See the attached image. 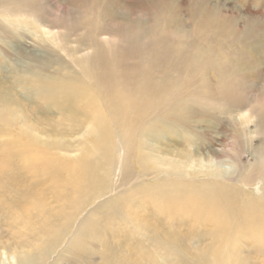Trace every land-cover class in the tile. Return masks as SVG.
<instances>
[{
	"label": "bare ground",
	"instance_id": "bare-ground-1",
	"mask_svg": "<svg viewBox=\"0 0 264 264\" xmlns=\"http://www.w3.org/2000/svg\"><path fill=\"white\" fill-rule=\"evenodd\" d=\"M12 3L0 2V21L11 27L27 26L28 15L22 3ZM32 27L40 28L36 20ZM101 39L106 41L97 42L101 49L93 58L81 61L79 74L42 76L34 72L18 74L14 85L0 83V133L3 130L9 137L0 146L1 160L7 167H0V264H103L92 260L95 243L107 235L125 239L128 233L141 230L152 231L153 237L147 240L151 243L158 235V224L139 215L146 210L138 213L137 205L127 203L141 193L142 187L160 198L159 205H148L159 215L170 214L166 202L168 190L174 187L183 188L176 198H190L185 200L190 201L188 208L216 207L215 224L203 226L213 234L203 247L215 248L210 254L205 251L203 260L194 261L198 255H191L185 264H230L219 258L228 259L233 245L217 250L247 232V224L264 238V146L254 162L260 166L248 169L239 159L226 165L196 157L190 139L187 149L167 150L158 137H187L192 118L189 101L195 104L189 99L192 93L183 92L180 82L176 92L188 98L178 95L168 103L164 94L169 82L165 78L161 84L152 78H123L114 69L101 72L95 65L103 59L102 47L116 44ZM18 93L32 96L35 104L27 105ZM204 106L201 108L207 110ZM257 106V111L252 112L251 107L237 111L240 118L246 117L241 124L244 129L261 115L258 121L264 122V106ZM13 128L15 137L10 133ZM259 128L256 122L255 130L249 131L257 134ZM90 134L95 138L87 141ZM240 155L236 151V156ZM119 165L123 177L116 180ZM132 165L138 168L134 173L130 171ZM203 175L212 180L200 181ZM156 176L160 183L150 186L149 180ZM223 179L232 183L243 179L248 185L261 180L263 185L254 197L235 183L225 184ZM202 187L209 188L212 200L203 196L207 191ZM236 194L256 205L240 206L242 199L232 200ZM196 217L202 218L199 214ZM162 235L160 243L155 244V255L163 264H184L183 259L172 261L171 257L180 255L175 243H182L185 237H172L171 228ZM163 243L167 244L161 246ZM260 245L264 248V242ZM191 246L195 252L200 248ZM257 254H264V250Z\"/></svg>",
	"mask_w": 264,
	"mask_h": 264
},
{
	"label": "rangeland",
	"instance_id": "rangeland-1",
	"mask_svg": "<svg viewBox=\"0 0 264 264\" xmlns=\"http://www.w3.org/2000/svg\"><path fill=\"white\" fill-rule=\"evenodd\" d=\"M9 1L22 3L28 23L27 26L11 27L0 21V83L14 85L18 74L34 72L42 76H74L81 72V61L93 58L96 50L101 49L98 43L106 40L100 38L111 39L117 45L103 46V59L95 65L101 72L114 69V73L123 78H152L161 84L165 78L169 82L164 94L168 103L180 95L176 92L180 82H183V92L192 93L189 99L195 104L189 101L192 118L187 137L180 134L168 138L161 134L158 137L162 138L161 143L167 150L187 149L185 146L192 140L193 153L206 161L213 159L229 165L239 159L245 169L252 165L260 166L254 162L257 153L262 154L261 145L264 146V122H259L263 115L256 119L260 127L258 133L252 134L249 130H255L256 122L244 129L241 124L246 117L240 118L237 111L251 107L253 112L257 111V105L264 106V0ZM35 20L40 27L38 30L32 27ZM148 74L150 76H146ZM18 94L27 105L35 104L32 96ZM180 96L188 98L184 94ZM156 100L160 101L161 97L156 96ZM203 106L210 113H205L208 111L201 108ZM10 133L15 137L17 131L13 128ZM94 138L95 134H90L87 141ZM8 139L1 130L0 146ZM236 151L241 153V157L236 156ZM17 162L22 168V163ZM0 167L7 168L1 157ZM137 169L132 165L130 171L134 173ZM116 170L117 180L123 177L122 165ZM159 178L150 179L149 185L159 184ZM199 180L206 182L212 177L203 175ZM223 181L225 184L235 183L254 197L258 196L257 188L263 185L261 180L254 185H248L243 179L233 183L230 179L229 182ZM202 188L208 194L203 193V196L212 200L209 188ZM140 192L127 203L137 205L138 213L146 210L139 215L158 224L157 237L151 243L147 241L151 230L128 233L125 239L107 235L93 245L92 260L103 264H163L155 255V244L160 243L162 231L169 233L170 228L174 234L172 237L180 234L185 237L182 243H175V248H179L181 253L171 257L172 261L183 259L185 264L188 257L196 254L198 257L194 261L203 260L202 254L205 251L210 254L215 248V245H203L213 236L212 231L204 227L215 224L216 207L204 205V210L201 207L188 208L190 201L185 200L190 198H176L183 188L174 187L166 192L170 214L159 215L156 210L151 212L148 205H159L160 198L152 195L148 187H142ZM239 198L244 202L238 203L240 206L256 205L237 194L232 200ZM241 209L245 210V207ZM178 212L183 214L180 216ZM197 214L202 218L196 217ZM166 218L169 220L164 221ZM195 220L198 225L194 224ZM193 225L195 227L191 228ZM246 226L247 232L240 233L233 242L224 243L217 250L233 245L229 260L225 257L219 259L230 261V264H264V254H257V251L264 250L260 245L264 238L253 225ZM220 236L225 239L223 234ZM116 239L119 243H115ZM195 244L200 246L196 252L191 246Z\"/></svg>",
	"mask_w": 264,
	"mask_h": 264
}]
</instances>
